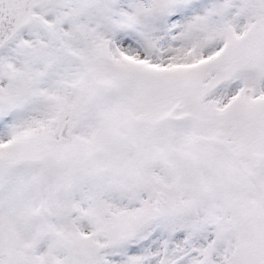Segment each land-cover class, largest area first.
<instances>
[{"label":"snow or ice","instance_id":"6c2138e0","mask_svg":"<svg viewBox=\"0 0 264 264\" xmlns=\"http://www.w3.org/2000/svg\"><path fill=\"white\" fill-rule=\"evenodd\" d=\"M0 264H264V0H0Z\"/></svg>","mask_w":264,"mask_h":264}]
</instances>
